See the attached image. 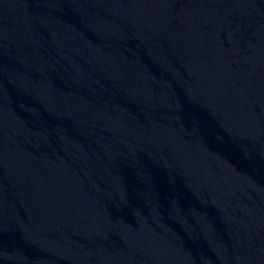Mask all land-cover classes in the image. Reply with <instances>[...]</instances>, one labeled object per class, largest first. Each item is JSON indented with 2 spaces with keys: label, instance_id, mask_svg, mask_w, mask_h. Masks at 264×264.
Listing matches in <instances>:
<instances>
[{
  "label": "water",
  "instance_id": "95a60500",
  "mask_svg": "<svg viewBox=\"0 0 264 264\" xmlns=\"http://www.w3.org/2000/svg\"><path fill=\"white\" fill-rule=\"evenodd\" d=\"M0 264H264V0H0Z\"/></svg>",
  "mask_w": 264,
  "mask_h": 264
}]
</instances>
